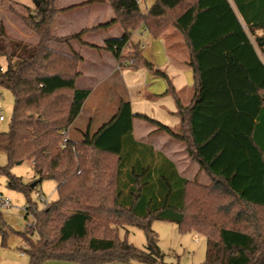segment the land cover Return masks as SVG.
<instances>
[{
    "label": "trees",
    "instance_id": "1",
    "mask_svg": "<svg viewBox=\"0 0 264 264\" xmlns=\"http://www.w3.org/2000/svg\"><path fill=\"white\" fill-rule=\"evenodd\" d=\"M94 1L59 9L56 0H39L34 12L19 14L39 35L36 44L12 38L0 23V85L15 99L9 130L0 133V150L8 157L0 174L28 197L26 216L32 215L37 233L36 239L23 233L29 264H166L153 220L207 236L204 264H264V0H155L146 12L139 0H107L114 13L107 22L70 36L53 34L59 12ZM116 24L121 37L90 46L120 63L135 30L160 37L174 27L183 35L195 96L188 107L177 98L182 128L134 113L123 101L97 132L89 127L80 141L69 135L62 147V131L75 123L91 90L77 86L82 56L49 44L77 39L88 45L86 31ZM131 59L133 67L168 78L138 45ZM135 117L183 141L210 184L181 176L174 162L138 142ZM25 160L34 171L29 183L11 172ZM45 179L56 182L58 197L39 209L29 195ZM235 220L241 229L223 227ZM127 225L144 230L145 249L120 238Z\"/></svg>",
    "mask_w": 264,
    "mask_h": 264
},
{
    "label": "crops",
    "instance_id": "2",
    "mask_svg": "<svg viewBox=\"0 0 264 264\" xmlns=\"http://www.w3.org/2000/svg\"><path fill=\"white\" fill-rule=\"evenodd\" d=\"M85 1L87 0L64 6L57 4V6L61 9ZM95 10H99V13L95 17L94 24L90 25L89 19ZM104 10L107 13H113L107 0H95L72 10L59 12L53 23L52 32L57 37H64L77 34L86 28L98 26L105 23ZM6 15L12 16L4 12L3 7L0 6V23L4 22L7 33L14 38L24 40L28 34L24 25L12 16L13 26L9 27L4 21ZM79 15H83L80 16L83 22L77 25ZM11 28L19 29L20 33H11ZM94 34H96V38L86 39V36ZM134 34L139 38L138 41L134 40ZM122 35V26L116 24L107 29L99 28L86 31L82 39L88 45H83L77 39H72L68 43L53 41L49 44V47L54 50L68 54L76 52L82 56L79 64L81 76L77 80V86L91 90L79 116L70 127L69 135L73 140H82L83 132L89 127L91 134L97 132L117 114L123 101L130 102L134 113L145 114L169 126L174 131H179L182 128V117L178 114L177 98L184 107H188L195 96L194 72L188 63L190 53L187 44L176 32L168 31L160 37L152 36L146 29L132 32L129 46L124 49L123 55L127 56L128 47L138 45L144 57L153 64V69L165 73L168 77L166 78L154 74L146 67H133L130 63L131 59L128 60V58L120 63L109 51L90 46L93 44L104 47L107 39L118 38ZM30 36L32 38L29 42L39 41L38 36L33 34ZM170 95L174 101L170 99ZM85 111H90L88 114L89 123L85 130H80L81 138L74 139L71 136L72 128L76 127L78 119ZM133 134L138 142L152 146L156 152H161L174 162L181 176L190 181L197 180L203 185L210 184L209 175L201 170L198 161L192 158L183 141L175 139L165 131L157 130V126L140 117L133 119ZM239 224V220H237L224 227L239 230Z\"/></svg>",
    "mask_w": 264,
    "mask_h": 264
},
{
    "label": "rangeland",
    "instance_id": "3",
    "mask_svg": "<svg viewBox=\"0 0 264 264\" xmlns=\"http://www.w3.org/2000/svg\"><path fill=\"white\" fill-rule=\"evenodd\" d=\"M82 0H56V6H64L71 3L80 2ZM155 0H141L140 6L143 12H146L148 8L152 6ZM36 2L39 0H0V6L3 7V11L16 17L27 31V36L23 41L29 42L32 38L30 35H39L29 28L25 22L21 19L20 15H28L35 11ZM58 7V6H57ZM99 10H95L89 19V24H94L95 17L98 15ZM112 11V10H111ZM104 21L110 20L113 17V13H107L103 11ZM12 16H4V21L13 26ZM81 15H79L80 17ZM83 16V15H82ZM81 16V17H82ZM12 17V18H13ZM79 18L80 24L83 19ZM3 22V21H1ZM4 23V22H3ZM5 26V24H4ZM6 29V27H5ZM16 29V30H15ZM11 28V33H20L19 29ZM7 31V30H6ZM29 31V32H28ZM176 32L184 40L181 32L174 27H168V29L162 34L167 32ZM95 35V36H94ZM93 36H86V39L96 38V34ZM10 36V35H9ZM84 36V35H83ZM134 40L138 41V37L134 34ZM12 37V36H11ZM14 38V37H12ZM18 39V38H15ZM22 40V39H19ZM94 40V39H93ZM32 43V42H30ZM37 43V42H36ZM32 43V44H36ZM185 43V40H184ZM129 46V45H128ZM135 53V45H131L126 50V57L131 59ZM132 59L130 60L131 63ZM4 63V59H1ZM88 86V85H86ZM174 101L172 95L169 96ZM14 95L13 93L0 85V111L4 116V120L0 119V133L9 130L12 114L14 110ZM166 105L168 106L167 100ZM90 111H85L76 123V127L72 128L71 136L74 139H80V130H85L89 123ZM94 114V113H91ZM95 115V114H94ZM70 130V129H69ZM8 164L7 154L0 150V166H6ZM11 172L22 178L23 182L29 183L34 180V171L32 169V162L25 160L23 163L12 166ZM197 181V180H196ZM57 184L52 179H45L39 184L31 193L30 198L33 202H37L39 209H42L46 202L42 201L36 192H41L47 202L55 200L58 197L56 190ZM0 195L5 199L10 200V206L3 207L0 205V264H29V255L26 252L27 244L24 240L23 233H27L33 239L37 238V233L33 232V217L32 215L26 216V204L27 195L17 189H13L7 184V176L3 173L0 174ZM237 221V220H235ZM234 221H229L223 224H230ZM238 228L241 229L242 224L239 220ZM32 224V225H30ZM152 229L157 233L158 244L163 254V262L166 264H204L207 254V241L208 238L204 234L198 233L195 230L182 232L179 224L166 220H153ZM120 238L126 239L128 242L134 244L140 249H145L147 245V238L144 230L137 226H124L120 229Z\"/></svg>",
    "mask_w": 264,
    "mask_h": 264
},
{
    "label": "built area",
    "instance_id": "4",
    "mask_svg": "<svg viewBox=\"0 0 264 264\" xmlns=\"http://www.w3.org/2000/svg\"><path fill=\"white\" fill-rule=\"evenodd\" d=\"M141 0H139V2H140ZM131 63H132V61H131ZM0 119L1 120H4L5 118H4V116H3V114L1 113V111H0ZM64 134H65V137H64V139H63V141H62V143H61V146L63 147L64 146V144H65V142L69 139V130L67 129H65V130H63L62 131ZM36 195L42 200V201H44V202H46L47 203V200L45 199V197L43 196V194L41 193V192H36ZM0 205L1 206H3V207H8V206H10V200L9 199H5L4 197H2L1 195H0ZM30 225H32V224H30ZM33 226V225H32Z\"/></svg>",
    "mask_w": 264,
    "mask_h": 264
},
{
    "label": "water",
    "instance_id": "5",
    "mask_svg": "<svg viewBox=\"0 0 264 264\" xmlns=\"http://www.w3.org/2000/svg\"><path fill=\"white\" fill-rule=\"evenodd\" d=\"M36 5H39V2H36ZM18 164H21V162L19 161ZM36 184L37 182H34L32 184V187H35ZM42 264H79V263H74L70 261H60V260H48ZM107 264H127V263L114 262V263H107Z\"/></svg>",
    "mask_w": 264,
    "mask_h": 264
}]
</instances>
